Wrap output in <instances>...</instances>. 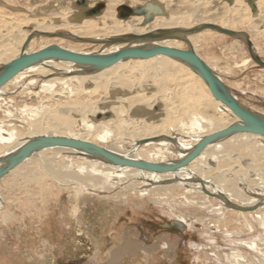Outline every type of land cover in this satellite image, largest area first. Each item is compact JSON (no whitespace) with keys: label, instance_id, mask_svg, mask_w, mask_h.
<instances>
[{"label":"bare ground","instance_id":"bare-ground-1","mask_svg":"<svg viewBox=\"0 0 264 264\" xmlns=\"http://www.w3.org/2000/svg\"><path fill=\"white\" fill-rule=\"evenodd\" d=\"M101 1L105 2V9L89 16V11ZM145 1L85 0V8L78 5L79 13H75L76 2L80 0H55L49 9L38 11V16H43V19L35 20L31 27L26 22H13L11 28L4 30L6 26L0 25V69L20 55L39 52L50 46L104 56L129 47L168 46L188 50L184 47L185 42L193 43L197 34L225 35L210 28L193 35L183 33L204 24H215L237 32V36L232 38L246 44L251 42L253 51L259 55L251 37L240 32L238 26L246 25L251 19L253 14L249 7L252 5L257 10L264 8V0H256V3L255 0H233L229 5L223 0H151L148 1L150 10L145 14L121 18L117 12L116 16L115 6L118 4L125 3L130 9H134L132 6L137 9L145 6ZM211 5L222 8L219 15L216 9L209 10ZM169 29L173 30L172 35L152 41L102 43L123 35ZM36 44H39L38 47ZM84 46L92 48L87 50ZM192 50L239 100L223 80L216 64L200 56L195 48L192 47ZM248 63L257 65L251 55L245 59L244 65ZM184 77H187L186 80ZM165 93L169 95L167 99H162ZM18 99H23L20 101L26 104V101H35L38 106L28 108L30 105L25 104L19 110L17 117L27 127L25 133L0 118V162L39 136H56L92 142L129 160L173 163L187 156L205 136L239 122L226 105L212 96L207 84L189 64L165 55L124 59L108 68L59 59L42 60L21 71L0 89V112L7 119L17 118L10 111V106L18 103ZM241 104L264 118V112H256ZM212 108L213 111H210ZM106 114L110 116H104ZM89 116L96 123H90L86 118ZM98 119L101 120L97 122ZM78 122L84 125L86 133L73 132V126ZM49 152L54 155L53 158L45 155ZM66 153L73 156H66ZM235 161L242 164L238 172L234 171ZM214 171L217 173L215 176L211 175ZM251 173L259 181L253 180L255 178ZM228 174L236 177L230 178ZM10 175H18L37 185L43 184V177L49 175L51 179L47 180L56 181L61 186L77 185L83 189L110 192L119 188L117 193L120 194L147 186L149 189L144 188L142 195L184 189V197L192 206L207 209L217 203L219 212L224 209L243 218H256L264 231V137L254 134H237L209 145L195 161L177 173L161 174L114 165L101 156L78 149L52 147L34 153L2 177L0 191L1 182ZM236 178L244 180V186L252 184L253 187L242 189ZM164 180L171 182L163 183ZM203 187L213 194H223L240 206L261 205L252 212L237 211L223 200L207 195ZM177 222L185 228L191 226L184 218ZM248 228L251 231L253 226ZM245 245L264 256L259 244L250 242ZM232 252L234 261L240 264L244 258L238 251Z\"/></svg>","mask_w":264,"mask_h":264},{"label":"rangeland","instance_id":"rangeland-1","mask_svg":"<svg viewBox=\"0 0 264 264\" xmlns=\"http://www.w3.org/2000/svg\"><path fill=\"white\" fill-rule=\"evenodd\" d=\"M47 1L0 0V25L6 26L4 30L11 28L13 22L15 24L26 22L30 27L33 26L35 20L43 19V16H38V11L49 9L55 0ZM148 1L151 0H146L144 4ZM223 1L229 5L235 0ZM254 2L256 3V0ZM74 6L73 9L77 7L72 10L79 13L80 7L77 2ZM97 6L105 9V2L101 1ZM129 7L125 3L115 6L116 16L117 12L119 15L121 12H129ZM210 7L209 10L216 9L218 15L222 10L213 5ZM132 8L135 9L134 6ZM249 8L253 15L247 21L248 25H239L238 29L251 37L259 56L264 60V8L257 10L252 5ZM38 45L36 44V47ZM184 47L195 48L200 56L216 64L223 80L241 103L256 112H264V70L258 65L254 66L253 63L244 65L245 59L250 56L249 47L245 42L226 35L197 34L193 38V43L185 42ZM83 48L91 50L92 47ZM184 78L186 80L187 77ZM168 95L169 93H165L162 99H167ZM18 100V103L10 106V111L16 117L26 104L20 101L23 99ZM26 102L28 106L30 105L28 108L38 106L35 101ZM210 111H213V108ZM107 115L110 116V114L104 116ZM3 117V112H0V118L14 124L20 131L27 132V127L20 123L19 117L13 120ZM86 118L90 123H96L91 116ZM99 120L101 119L97 122ZM74 126V133H86L81 122ZM45 155L48 158L54 156L51 152ZM67 155L73 156L70 153H66ZM170 156L173 158L172 155ZM235 162L233 165L237 168L233 166L234 171L238 172L242 164ZM215 173L214 171L211 175H217ZM227 176L233 179L236 177L231 174ZM49 177V175L43 177L44 185H37L34 181L33 183L28 179L24 180L18 175H10L1 182L0 264H80L97 241L102 242L113 233L116 234L121 230L146 232L152 229L151 225L165 226L173 221L177 222L180 218L191 224L189 228L179 232L183 238L180 251L181 264H239L234 261L233 250L238 251L244 258L240 264H264V256L245 245L255 242L264 252V231L254 217L243 218L239 214L225 212L224 209L219 212L217 209L220 208L215 205L217 203L207 209L192 206L184 197L186 193L184 189L172 193L164 190L145 196L141 193L145 187H138L134 191L131 190L132 192L129 191L130 193H121V195L117 193L119 188L110 192L83 189L77 185L61 186L56 181L47 180L51 179ZM253 177L255 178H252L253 180L259 181L258 178ZM168 182L171 181L164 180L163 183ZM243 183L244 180L238 179L242 189L253 187L252 184H247L248 187ZM44 189L46 191H43ZM6 212L8 216H5ZM249 224L253 226L251 231L248 228Z\"/></svg>","mask_w":264,"mask_h":264},{"label":"water","instance_id":"water-1","mask_svg":"<svg viewBox=\"0 0 264 264\" xmlns=\"http://www.w3.org/2000/svg\"><path fill=\"white\" fill-rule=\"evenodd\" d=\"M77 4L81 7L87 5L85 0H80ZM150 4L139 7L137 9H129V12H121V18H127L130 15H142L150 10ZM103 11L101 6H96L89 11V16H94ZM87 15V14H86ZM205 28L214 29L225 35L236 37L237 32L229 29L221 28L215 24H204L200 28H194L192 30L184 31V34H193L201 31ZM173 34V30H157L156 32H148L145 34H129L123 35L119 38L111 39L110 41H103V44H115V43H129L134 40L152 41L162 37H167ZM249 52L252 60L261 68H264V60L253 51V45L251 42H247ZM157 55H165L172 58H177L189 64V66L195 70V72L201 76L204 82L207 84L212 96L226 105L233 113V115L239 120L224 129L218 130L212 134H209L202 138L196 146L190 151V153L183 159L173 163L159 164L151 163L147 161H135L119 157L104 148L88 141L56 136H39L13 153L8 158L0 162V179L6 176L9 172L21 165L26 159L38 151H42L52 147H68L84 151L89 154H94L105 158L107 161L114 165L126 166L137 168L144 171L156 172V173H177L179 170L186 168L193 161H195L208 147L209 145L223 140L227 137L237 134L248 133L264 137V118L255 114L237 100L231 92L227 89L225 84L217 77L213 70L192 50V47L188 50L172 48L168 46H155V47H133L125 48L118 52L109 55H92L81 54L65 50L58 46H50L42 49L39 52L32 54L20 55L18 58L7 63L0 69V89L7 84L11 79L18 75L21 71L25 70L31 65H34L42 60L46 59H59L71 61L81 65H89L96 68H108L124 59H149ZM176 177V176H175ZM204 188V187H203ZM203 191L219 200H223L227 206L242 212L255 211L261 203H256L253 206H240L233 203L229 198H226L223 194H213L207 189ZM162 229H166L174 232H182L184 226L178 222H171L165 226H160Z\"/></svg>","mask_w":264,"mask_h":264},{"label":"crops","instance_id":"crops-1","mask_svg":"<svg viewBox=\"0 0 264 264\" xmlns=\"http://www.w3.org/2000/svg\"><path fill=\"white\" fill-rule=\"evenodd\" d=\"M151 226L146 232L121 230L97 241L80 264H181L182 234Z\"/></svg>","mask_w":264,"mask_h":264}]
</instances>
